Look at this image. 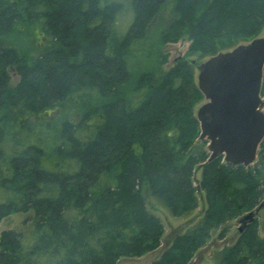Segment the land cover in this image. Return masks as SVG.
<instances>
[{
  "label": "trees",
  "instance_id": "1",
  "mask_svg": "<svg viewBox=\"0 0 264 264\" xmlns=\"http://www.w3.org/2000/svg\"><path fill=\"white\" fill-rule=\"evenodd\" d=\"M171 1L166 17L152 0H0V221L35 219L30 240L0 233V264H118L158 250L146 264H193L213 230L225 239L264 200V141L248 167L192 149L194 66H166L168 43L211 56L257 37L264 0ZM21 27L45 44L16 46ZM198 191L201 222L164 244L146 193L179 217ZM219 264H264L257 218Z\"/></svg>",
  "mask_w": 264,
  "mask_h": 264
},
{
  "label": "water",
  "instance_id": "2",
  "mask_svg": "<svg viewBox=\"0 0 264 264\" xmlns=\"http://www.w3.org/2000/svg\"><path fill=\"white\" fill-rule=\"evenodd\" d=\"M197 69V85L206 102L198 108L196 118L199 140L207 141L208 161L223 157L234 165H254L264 141V37L219 51ZM263 207L264 200L238 220L239 233Z\"/></svg>",
  "mask_w": 264,
  "mask_h": 264
},
{
  "label": "rangeland",
  "instance_id": "3",
  "mask_svg": "<svg viewBox=\"0 0 264 264\" xmlns=\"http://www.w3.org/2000/svg\"><path fill=\"white\" fill-rule=\"evenodd\" d=\"M173 2L171 0H168L164 2L163 4V13H165L166 17L167 15L171 16V11L173 7ZM127 18V17H126ZM129 21V20H128ZM23 31H28L29 35L27 33H24L23 31H19L16 35V39L14 41V44L22 49H28V47L34 45V43L31 41L30 37L34 36L36 42L38 45H44L45 41L44 39L40 38L39 32H33L31 29L26 30L23 27H21ZM20 30V29H18ZM257 37H264V26L262 27L260 33L257 35ZM12 40V39H11ZM14 40V38H13ZM248 42L247 41H239L236 44L230 46L229 48L220 49L219 51H226L229 49H232L236 45L240 43ZM166 50L169 52V60L167 67L171 66L174 61H176L178 58H187L189 60H192V64L194 66V79L197 82V76H198V69L197 65L207 60L210 55L203 54L200 51H197L195 49H191V42L187 39H181L178 42H172L168 43L166 45ZM194 61V62H193ZM18 77L16 75H13V82H17ZM262 99L264 101V92L263 88L261 91ZM206 102L205 97L202 96L198 98L197 103L194 106V113L196 115V112L198 108ZM201 132L200 124L198 132L197 130L193 131V135L190 138V143L192 144V149L197 148H206L207 149V141L205 140H199V134ZM200 177V171L197 173V178ZM146 202L148 209L158 216L162 223L164 224L165 233L163 236V242L166 244L172 236L176 233H184L191 231L194 229L202 220L204 211L206 209V201L203 192L198 191V207L191 212L176 217L173 216L168 208L164 205V203L151 195H148L146 193ZM258 222H259V233L260 236L264 237V207L260 209L257 216ZM34 214L32 211L24 213H13L7 218L0 221V233L4 229L13 228L16 230H20L24 232V236L26 240H30L27 236L32 235L33 231V223H34ZM229 227V233L227 237L223 240L219 239V232L220 230H213L208 238L206 239L205 245L202 246L196 253L194 257L193 264H219L220 256H221V250L224 245H232L235 243L237 238L239 237V223L238 220L231 221L227 224ZM34 234V233H33ZM33 236V235H32ZM32 238V237H31ZM161 250V249H160ZM159 251V250H158ZM149 253L146 254L143 257L140 258H123L121 259L118 264H146L150 262L152 259H154L158 253Z\"/></svg>",
  "mask_w": 264,
  "mask_h": 264
},
{
  "label": "bare ground",
  "instance_id": "4",
  "mask_svg": "<svg viewBox=\"0 0 264 264\" xmlns=\"http://www.w3.org/2000/svg\"><path fill=\"white\" fill-rule=\"evenodd\" d=\"M182 58V57H181Z\"/></svg>",
  "mask_w": 264,
  "mask_h": 264
}]
</instances>
